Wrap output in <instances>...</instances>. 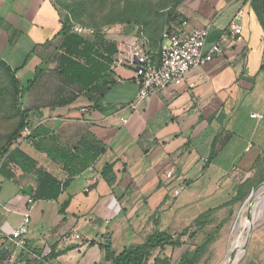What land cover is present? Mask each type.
<instances>
[{
	"label": "crops",
	"instance_id": "1",
	"mask_svg": "<svg viewBox=\"0 0 264 264\" xmlns=\"http://www.w3.org/2000/svg\"><path fill=\"white\" fill-rule=\"evenodd\" d=\"M239 11L241 32H228L220 55L191 69L180 85H169L131 107L138 91L132 65L109 67L88 85L56 71L54 57L63 39L57 32L64 17L54 0H0V59L20 83V109L27 111L29 126H45L69 147L84 140L104 148L55 200L31 197L37 186L35 170L2 167L0 162V242L29 213L26 246L13 264H111L99 244L109 241L118 253L158 232L175 239L197 230L200 222L193 243L221 229L259 185L264 0H180L173 11L190 28L209 26L206 49L221 40ZM104 31L111 47L132 44L144 35L147 49L156 52L163 30L159 34L138 24H118ZM15 146L36 169L60 182L70 178L24 136ZM107 166L110 170L102 175ZM170 166L176 170L173 181L165 175ZM180 185L183 189L174 196ZM181 240L192 243L187 236Z\"/></svg>",
	"mask_w": 264,
	"mask_h": 264
},
{
	"label": "trees",
	"instance_id": "2",
	"mask_svg": "<svg viewBox=\"0 0 264 264\" xmlns=\"http://www.w3.org/2000/svg\"><path fill=\"white\" fill-rule=\"evenodd\" d=\"M172 14L168 20L172 17ZM57 34L63 37L60 48L54 57L58 73L79 84L88 85L98 79L96 74L100 76L102 72L109 69L112 62V54L116 52V47H111V42H107L104 30L85 36L73 31L70 23L64 21ZM101 49L110 56H103ZM102 58L104 60H101ZM0 63L9 75L14 86V93L19 98V94L23 90L15 77L14 70L1 59ZM39 71H36L34 78L28 82L26 89L34 83ZM27 118V111L22 110L16 128L6 140L0 152L1 166L16 165L24 172L35 170L37 186L30 191L31 197L35 200H55L69 184L70 179L82 173L94 163L99 155L104 152V148L100 142L96 141L92 144H86L84 140L74 147H69L45 126L30 127ZM24 127L30 129V133L25 138L34 148L43 152L52 162L60 165L70 178L64 182L58 181L47 171L36 169L35 162L28 155L18 147H13L15 142L21 137ZM109 170L110 166H107L102 175H106ZM258 181L259 184L262 182L259 178ZM66 205L67 203L62 204L60 212H64ZM199 225L200 227L197 230L190 233L184 231L175 239L166 233H154L144 243L130 246L118 253L112 251L109 241L103 245L99 244V247L104 249L105 259L111 261V264H148L150 259H152L151 264H195L199 257L200 245L191 249L181 239L184 236H187L189 241L195 239L203 223L200 222ZM182 245H185V247H183V251L176 262H174L171 256L172 250L181 248ZM52 257L53 255L48 256V258Z\"/></svg>",
	"mask_w": 264,
	"mask_h": 264
},
{
	"label": "rangeland",
	"instance_id": "3",
	"mask_svg": "<svg viewBox=\"0 0 264 264\" xmlns=\"http://www.w3.org/2000/svg\"><path fill=\"white\" fill-rule=\"evenodd\" d=\"M54 1L64 21L70 23L71 29L85 36L118 24H138L146 31L160 34L165 22L174 11L172 8H176L180 2V0ZM21 96L22 93L19 94V98L15 95L12 81L0 63V152L20 120ZM257 174L263 183L264 158L260 161ZM244 205L240 203L236 206L220 230L207 235L198 243L196 241L193 243L196 239L190 241L192 242L189 243L191 249L200 245L199 257L195 264H232L231 257L241 248V246L236 247L230 256L233 243L236 240L242 241L245 237L246 240L242 247L243 256L235 264H264V248L257 243L261 241L264 244V235L260 233L264 226V200L260 216L249 227L251 231L241 225L233 228L236 222H240L244 216H250L249 212H244L239 216V209ZM181 253L182 250H176L174 254H171L172 260L176 262Z\"/></svg>",
	"mask_w": 264,
	"mask_h": 264
},
{
	"label": "built area",
	"instance_id": "4",
	"mask_svg": "<svg viewBox=\"0 0 264 264\" xmlns=\"http://www.w3.org/2000/svg\"><path fill=\"white\" fill-rule=\"evenodd\" d=\"M242 12H238L231 20L228 30L223 32L221 40L205 48L209 26L203 28H190L188 20L173 14L168 20L161 34V44L156 52L146 47V38L141 35L140 39L132 44L121 43L117 46L112 57L111 69L123 65H132L136 70L138 91L131 102V107L137 106L143 99L163 90L169 85H180L188 72L205 64L222 53V41L226 39L228 32L236 35L241 32L239 21ZM253 118L260 119L261 114L252 113ZM126 122V119L122 120ZM30 133L28 127H24L21 135ZM205 162L206 159L202 158ZM166 178L173 181L176 178L174 166L166 171ZM184 185L177 186L173 190L174 196H178ZM31 202V200H29ZM29 213L23 215L22 223L11 232L3 235L0 242L1 264H13L17 255L25 249L28 232ZM80 238L78 234L74 236ZM41 261V258L35 256Z\"/></svg>",
	"mask_w": 264,
	"mask_h": 264
},
{
	"label": "bare ground",
	"instance_id": "5",
	"mask_svg": "<svg viewBox=\"0 0 264 264\" xmlns=\"http://www.w3.org/2000/svg\"><path fill=\"white\" fill-rule=\"evenodd\" d=\"M263 200H264V186L261 187L259 190L253 192L252 195H250V197H248L246 203L244 206H242L240 209H239V216L240 215H243L244 212H249V215L248 217L244 216V218L240 221V222H236V225L233 227V228H236L237 225H241V226H245L248 228V231H251L249 227L252 226L253 222L260 216L261 214V208L263 206ZM247 231V232H248ZM233 236V235H232ZM246 240V237L242 240V241H238L236 240L234 243H233V248L231 249V253H230V256L231 254L234 253V249L238 246H241V248L239 249V251L237 253H235L232 257H231V260H232V264L236 263L237 260L243 256V244Z\"/></svg>",
	"mask_w": 264,
	"mask_h": 264
},
{
	"label": "water",
	"instance_id": "6",
	"mask_svg": "<svg viewBox=\"0 0 264 264\" xmlns=\"http://www.w3.org/2000/svg\"><path fill=\"white\" fill-rule=\"evenodd\" d=\"M264 186V182L263 183H260L252 192H251V194L250 195H252L253 194V192H255V191H257V190H259L261 187H263ZM250 197V196H249ZM248 199V198H247ZM247 199L243 202L244 204L246 203V201H247Z\"/></svg>",
	"mask_w": 264,
	"mask_h": 264
}]
</instances>
